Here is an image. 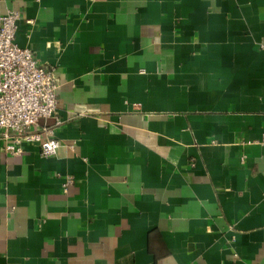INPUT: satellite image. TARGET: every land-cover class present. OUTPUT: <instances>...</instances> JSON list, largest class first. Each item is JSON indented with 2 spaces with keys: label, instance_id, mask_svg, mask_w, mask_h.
<instances>
[{
  "label": "crops",
  "instance_id": "0c3cea01",
  "mask_svg": "<svg viewBox=\"0 0 264 264\" xmlns=\"http://www.w3.org/2000/svg\"><path fill=\"white\" fill-rule=\"evenodd\" d=\"M8 12L55 74L60 148L0 140V264H264V0Z\"/></svg>",
  "mask_w": 264,
  "mask_h": 264
},
{
  "label": "built area",
  "instance_id": "2783aa9c",
  "mask_svg": "<svg viewBox=\"0 0 264 264\" xmlns=\"http://www.w3.org/2000/svg\"><path fill=\"white\" fill-rule=\"evenodd\" d=\"M20 20L19 12L0 16V140L10 155H22L23 144L31 143L49 158L58 153L60 141L43 139L39 122L56 115L59 85L54 72L40 66L32 50L16 43ZM60 125L58 120L56 126ZM73 183L67 177L64 190Z\"/></svg>",
  "mask_w": 264,
  "mask_h": 264
}]
</instances>
